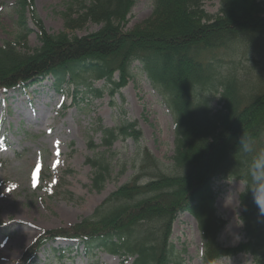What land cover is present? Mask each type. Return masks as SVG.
<instances>
[{"label":"trees","instance_id":"obj_1","mask_svg":"<svg viewBox=\"0 0 264 264\" xmlns=\"http://www.w3.org/2000/svg\"><path fill=\"white\" fill-rule=\"evenodd\" d=\"M134 3L71 0L60 13L65 29L74 32L88 24L99 29L70 37L46 31L34 0H15L21 35L0 45V91L52 77L57 89L67 86L100 98L94 82L121 89L138 62L170 110L174 127L169 166L142 152L135 176L95 210V219L44 231L15 264H33L40 248L58 239L78 240L86 252L97 248L133 258L132 264H179L170 237L184 212L196 222L202 264L239 254L264 264V222L258 221L250 190L252 159L264 151V0H221L215 16L204 10L202 0H154L151 15L125 31ZM26 13L38 31V49L28 47ZM216 95L219 109L211 106ZM135 128L129 123L101 130L102 145L109 149L119 139L138 141ZM240 136L252 139L254 152H243ZM105 153L87 160L97 192L110 179ZM228 180L245 186L239 195L244 240L235 247L219 242L226 222L217 215L214 184Z\"/></svg>","mask_w":264,"mask_h":264},{"label":"rangeland","instance_id":"obj_2","mask_svg":"<svg viewBox=\"0 0 264 264\" xmlns=\"http://www.w3.org/2000/svg\"><path fill=\"white\" fill-rule=\"evenodd\" d=\"M70 1L34 0L36 15L46 31L51 35L67 33L70 37H84L97 31L99 27L94 24L74 32L65 29L60 13ZM134 1L125 31L146 20L152 12L154 0ZM220 1L202 0L204 10L215 16ZM25 17L31 30L28 47L38 49V31L27 13ZM19 22L15 0H0V45L21 35ZM130 74L121 89L105 80L94 82L93 88L102 91L101 97L95 99L83 92L74 93L67 86L57 89L52 77L0 91V264H15L44 231L95 219V210L135 176L142 152L148 151L166 166L171 164L174 127L170 110L153 89L140 63L131 65ZM113 81H119L118 74ZM218 101L216 95L211 106L219 109ZM129 123H136L138 141L119 139L109 149L102 145L101 130ZM103 152L111 173L103 189L97 192L92 188L93 169L87 160ZM244 187L237 180L214 184L217 215L229 225L219 236L225 247H235L244 240L242 227L236 226L241 213L239 195ZM170 243L179 264H202V241L195 220L187 212L177 215ZM132 262L133 258L113 256L97 248L86 252L77 241L60 240L41 247L33 264ZM216 264L254 262L249 255L239 254L222 258Z\"/></svg>","mask_w":264,"mask_h":264},{"label":"clouds","instance_id":"obj_3","mask_svg":"<svg viewBox=\"0 0 264 264\" xmlns=\"http://www.w3.org/2000/svg\"><path fill=\"white\" fill-rule=\"evenodd\" d=\"M238 143L240 144L243 152H254V143L250 137H239ZM250 178L252 187L250 188L255 205L258 208V221L264 222V151L256 153L252 159L250 166ZM246 210V209H245ZM243 219L236 221L237 227H243ZM229 225H226L228 228Z\"/></svg>","mask_w":264,"mask_h":264},{"label":"snow or ice","instance_id":"obj_4","mask_svg":"<svg viewBox=\"0 0 264 264\" xmlns=\"http://www.w3.org/2000/svg\"><path fill=\"white\" fill-rule=\"evenodd\" d=\"M51 131V130H50ZM58 143V142H57Z\"/></svg>","mask_w":264,"mask_h":264}]
</instances>
